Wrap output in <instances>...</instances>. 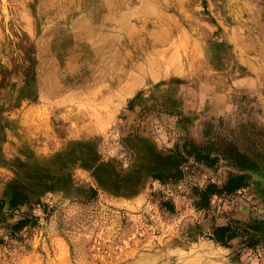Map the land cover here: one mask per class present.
I'll use <instances>...</instances> for the list:
<instances>
[{"label": "rangeland", "instance_id": "374dc122", "mask_svg": "<svg viewBox=\"0 0 264 264\" xmlns=\"http://www.w3.org/2000/svg\"><path fill=\"white\" fill-rule=\"evenodd\" d=\"M103 1L0 0V264H264V0Z\"/></svg>", "mask_w": 264, "mask_h": 264}, {"label": "bare ground", "instance_id": "6f19581e", "mask_svg": "<svg viewBox=\"0 0 264 264\" xmlns=\"http://www.w3.org/2000/svg\"><path fill=\"white\" fill-rule=\"evenodd\" d=\"M111 2L110 3H105L104 1V4H99L98 5H94L93 8L91 7V4H90V7L93 11L94 14H99L100 12L105 15L104 18L105 19H101L100 17L103 16L101 14V16L99 17L100 19H98L97 21L95 22H89L88 20L85 22V24L82 26V28L79 30L80 33V37L82 36L86 41L88 40L90 42V46H87L89 47L90 51L93 53V55H108V53L110 52V50L113 48L114 46V42L112 38H110V35H109V32L112 31V29H114V24L117 22L115 21L114 23V20H113V17H116L118 16L121 12H123V9H124V6H123V3L121 2H118V0H110ZM146 1V0H145ZM94 4V3H92ZM97 4V3H96ZM78 8V7H77ZM133 8V7H132ZM89 9V8H88ZM90 9V10H91ZM89 11V10H88ZM90 12V11H89ZM91 13V12H90ZM92 13V14H93ZM87 14V13H86ZM123 14V13H122ZM87 16V15H86ZM121 16V15H120ZM123 16V15H122ZM95 17V16H94ZM112 17V19H111ZM118 18V17H117ZM86 19V18H85ZM88 19V18H87ZM90 19V18H89ZM125 19V17H124ZM122 19V20H124ZM94 20V19H93ZM117 20V19H116ZM120 19V24L121 26H123L124 29L127 30V26L126 24L124 23V21H122ZM119 21V20H118ZM126 22V21H125ZM119 24V23H118ZM116 25V24H115ZM129 25V24H128ZM120 26V25H119ZM120 26V28H121ZM116 27V26H115ZM130 27V26H129ZM79 29V28H78ZM99 31L101 32L100 35H95L96 31ZM123 30H121L120 32H122ZM76 33V32H75ZM98 34V33H97ZM95 35V36H94ZM120 35V34H119ZM76 36V35H75ZM78 39V38H77ZM74 40V39H73ZM83 41V42H84ZM80 42V41H79ZM76 45V44H75ZM151 45H155V44H149L148 47H152ZM147 47V48H148ZM185 48V47H184ZM124 49V47H123ZM72 50V49H71ZM122 50V49H121ZM145 50V49H144ZM146 51V50H145ZM149 52V51H148ZM80 54V53H78ZM153 54V53H152ZM163 54V53H161ZM71 55V54H70ZM159 55V54H158ZM76 56V55H74ZM72 57V56H71ZM178 57V56H177ZM162 58H163V55H162ZM145 59V58H144ZM150 59V58H149ZM73 60V59H72ZM157 60V59H156ZM156 60H154V62H156ZM178 60V59H177ZM69 61V59H68ZM74 61V60H73ZM146 61V60H145ZM144 61V62H145ZM150 61V60H149ZM153 61V60H151ZM150 61V62H151ZM71 62V61H70ZM125 63L123 64V67L127 68V67H132L133 66V62H128L125 60L124 61ZM148 62V60H147ZM158 62V61H157ZM163 62V61H162ZM82 63V62H81ZM143 63V62H142ZM161 63V62H160ZM69 64V63H68ZM156 64V63H155ZM158 64V63H157ZM170 64V63H169ZM72 65V64H71ZM70 65V66H71ZM141 65V64H140ZM143 65V64H142ZM151 65V64H150ZM164 65V64H163ZM69 66V65H68ZM144 66H147V65H144ZM153 66V65H152ZM168 66V65H167ZM142 67V66H141ZM151 67V66H150ZM149 67V68H150ZM157 67V66H155ZM148 68V67H147ZM154 68V67H153ZM140 69V68H139ZM151 69V68H150ZM155 69V68H154ZM162 70V69H161ZM166 70V69H165ZM168 70V69H167ZM139 71V70H138ZM164 71V70H163ZM140 72V71H139ZM167 72V71H166ZM126 72H121L119 74L116 75L115 78H120V76L123 78L126 74ZM128 73V72H127ZM151 73V71L149 72ZM155 73V72H154ZM153 74V73H151ZM109 76V75H108ZM140 76V74H139ZM154 76V74H153ZM162 76V74H161ZM141 77V76H140ZM143 77V76H142ZM156 77V76H155ZM151 80V79H149ZM135 84V83H134ZM27 175V174H26ZM25 175V176H26ZM30 175V174H29ZM32 176V175H31ZM30 176V177H31ZM32 178V177H31ZM29 181V180H28ZM27 181V182H28ZM32 181V180H31ZM41 182V181H39ZM30 183V182H29ZM35 184V183H34ZM45 184V183H44ZM37 186V189L39 191H42L43 188L40 186V185H35ZM208 252V251H207ZM185 261V260H184ZM186 262V261H185ZM185 262H183L182 264H186ZM188 263V262H187Z\"/></svg>", "mask_w": 264, "mask_h": 264}, {"label": "trees", "instance_id": "16d2710c", "mask_svg": "<svg viewBox=\"0 0 264 264\" xmlns=\"http://www.w3.org/2000/svg\"><path fill=\"white\" fill-rule=\"evenodd\" d=\"M219 156L220 155L215 156V157H210L209 153L202 154L200 151H197V153L194 155V162L211 168V167H214L218 163ZM236 164H238V163L236 162ZM238 166H240V165H238ZM240 167L246 168V169H252L253 168L251 166L250 167L249 166H240ZM152 178L158 182H162L163 176L162 175H156ZM247 181H248V177L244 174H240V175H236V176H230L227 179L225 185L220 190H218L217 186H215L213 184L208 185L206 188L199 191L200 206H205L207 204V198L209 195L217 194V193L222 192V191H224L225 193H230L232 191H236V190L244 187L246 185ZM27 199H28V197L26 195L22 194L17 188H13V190L10 193V196L8 198L9 208L15 209V208H17V206L19 204H21L23 201H26ZM3 205H4V201L0 202V209L3 207ZM28 222L29 221L27 219L20 220V221L16 222L12 226V228L14 231H19L22 228H24L25 226H27ZM250 228L253 229V231H255L256 233L260 232V230H261V227L258 224L253 225ZM227 231H228L227 227L216 228L215 234L217 237L216 238L217 241H219L220 237H223Z\"/></svg>", "mask_w": 264, "mask_h": 264}, {"label": "crops", "instance_id": "0c3cea01", "mask_svg": "<svg viewBox=\"0 0 264 264\" xmlns=\"http://www.w3.org/2000/svg\"><path fill=\"white\" fill-rule=\"evenodd\" d=\"M131 181V180H130Z\"/></svg>", "mask_w": 264, "mask_h": 264}]
</instances>
